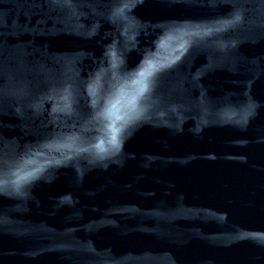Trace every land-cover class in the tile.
<instances>
[{
  "label": "water",
  "instance_id": "water-1",
  "mask_svg": "<svg viewBox=\"0 0 264 264\" xmlns=\"http://www.w3.org/2000/svg\"><path fill=\"white\" fill-rule=\"evenodd\" d=\"M0 264H264V0H0Z\"/></svg>",
  "mask_w": 264,
  "mask_h": 264
},
{
  "label": "snow or ice",
  "instance_id": "snow-or-ice-1",
  "mask_svg": "<svg viewBox=\"0 0 264 264\" xmlns=\"http://www.w3.org/2000/svg\"><path fill=\"white\" fill-rule=\"evenodd\" d=\"M145 65L146 67L142 68L141 71L137 73V75L141 78V80H146V78L151 76V74L154 71L162 67V65H160L158 62H154L152 60H146ZM146 86H147L146 83L142 84V89L146 88ZM113 142H115V140Z\"/></svg>",
  "mask_w": 264,
  "mask_h": 264
}]
</instances>
